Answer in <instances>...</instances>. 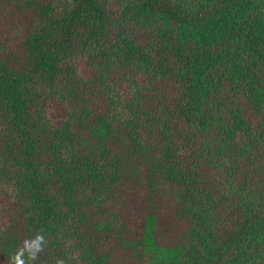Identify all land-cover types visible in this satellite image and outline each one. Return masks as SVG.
<instances>
[{"label": "trees", "instance_id": "trees-1", "mask_svg": "<svg viewBox=\"0 0 264 264\" xmlns=\"http://www.w3.org/2000/svg\"><path fill=\"white\" fill-rule=\"evenodd\" d=\"M37 235L24 264H264V0H0V264Z\"/></svg>", "mask_w": 264, "mask_h": 264}, {"label": "clouds", "instance_id": "clouds-1", "mask_svg": "<svg viewBox=\"0 0 264 264\" xmlns=\"http://www.w3.org/2000/svg\"><path fill=\"white\" fill-rule=\"evenodd\" d=\"M44 242V237L42 235H37L33 240H26L24 242V247L14 256L10 257L13 261V264H24L25 251L28 253L30 259H34L37 253L42 250ZM58 264H63V261H58Z\"/></svg>", "mask_w": 264, "mask_h": 264}, {"label": "rangeland", "instance_id": "rangeland-1", "mask_svg": "<svg viewBox=\"0 0 264 264\" xmlns=\"http://www.w3.org/2000/svg\"><path fill=\"white\" fill-rule=\"evenodd\" d=\"M112 8H113L114 11H116V10L118 9V6H117L116 8H114V7L112 6ZM131 26H132V31H133V27L135 26V23H132ZM156 28H160V29H162L161 26L156 27ZM171 28H172V27H169V30H170ZM144 29H145V28H144ZM117 31H120V32H122L123 34H124V33H128V34H130V27H129V25H126V26H125V29H124V28H122V27H120V26L117 25V26L113 27V28L110 30V33H111L112 36L116 37V36H117ZM134 35H135V34H134ZM135 38H136L135 43H136V46H137L138 48H139V46L142 47V44H143V43H146V41H145L142 37H140V36H138V35H135ZM214 38H216V36H215ZM119 39H120V43H119V45H120V46H123V47H126V46L123 45V44H127L129 41H126V43H123L124 41H123V39H121L120 36H119ZM211 41L214 42L213 39H212ZM136 55H137V56L140 55L139 51H137V50H136ZM137 56H136V57H137ZM149 259L153 261V260L155 259V255H149Z\"/></svg>", "mask_w": 264, "mask_h": 264}]
</instances>
